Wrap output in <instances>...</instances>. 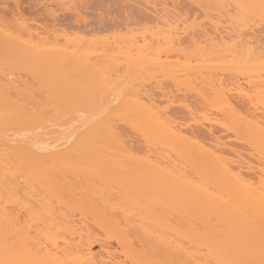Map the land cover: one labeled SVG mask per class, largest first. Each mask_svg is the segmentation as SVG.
Listing matches in <instances>:
<instances>
[{
  "label": "bare ground",
  "instance_id": "6f19581e",
  "mask_svg": "<svg viewBox=\"0 0 264 264\" xmlns=\"http://www.w3.org/2000/svg\"><path fill=\"white\" fill-rule=\"evenodd\" d=\"M254 3L259 2L237 0L231 18L242 21L246 12L262 7ZM20 5L16 0L14 11ZM79 10L78 21L85 22ZM59 19L54 17L55 23ZM24 26L12 31L0 23L1 61L51 76L53 85L61 90L57 101L63 106L38 111L37 99L29 97L35 89L33 84L27 80L19 84L10 77L13 74L0 68V264H109L101 255V251H108L105 240L109 237L128 250L136 264L145 260L205 264L195 261L203 259L195 258L165 233L172 225L171 208H176L172 210L176 213L220 211L221 220L230 217L233 223L224 222V231H218L216 224L203 220V216L198 217L202 220L199 223H188L211 229L199 233L211 234L203 238L222 247L242 248L243 254L238 253L244 256L245 252L251 254L253 245L259 250L255 257L260 256L254 258L264 260V105L259 99V103L252 96L247 101L225 102L236 123H247L249 160L244 171L238 170V166L225 164L204 140H198L199 132L192 130L193 138L187 137L185 131L176 128L174 118L163 117L137 100L133 108L129 106V113L120 114L106 110L109 107L101 102L121 103L120 99L96 97L91 89L85 97L76 88L69 90V85L79 83L75 82L78 68L89 67L90 71L79 72L81 85L87 89L83 85H89L98 70L102 71L100 65H78L69 56L75 52L54 48L45 35ZM192 41L200 45L195 51H207L204 45L201 49L199 38ZM235 41L232 39L230 49L238 46ZM179 46L184 52L189 48L182 42ZM231 52L232 57H238L239 50ZM120 117L164 150L165 154L155 157L164 158L175 151L181 161L170 166V157L169 163H164L168 162L166 157L159 160L135 153L116 125ZM213 134L211 129L206 132L208 138ZM216 180L226 185L211 188L209 181ZM231 226L237 229L231 230ZM96 245H100V252L94 251Z\"/></svg>",
  "mask_w": 264,
  "mask_h": 264
},
{
  "label": "rangeland",
  "instance_id": "374dc122",
  "mask_svg": "<svg viewBox=\"0 0 264 264\" xmlns=\"http://www.w3.org/2000/svg\"><path fill=\"white\" fill-rule=\"evenodd\" d=\"M22 1L28 2L27 5L23 6ZM236 1L19 0L20 9L14 11L16 0H0V23L12 31L20 26L17 28L19 30L25 24L24 27H30L29 30H37L45 35L49 43L45 39L44 41L54 48L67 53L75 52L73 56L71 53L69 56L78 65H100L102 71L98 70V75L94 73L96 77H90L93 79L89 81V85H83L88 86L87 89L81 85L82 75L79 72L86 71L89 67L76 70L75 82L79 83L69 85L68 89L76 88L82 96L85 93L90 94L92 91L88 90L91 89L96 91V97L120 99L121 103L101 101L109 107L106 110L120 114L129 113L133 108L131 105H135L134 101L137 100L163 117L174 118L176 128L185 131L187 137L193 136L192 130L199 132L197 139L204 140L205 144L220 154L225 164H233L238 166V170L244 171L249 160L247 123L246 120L243 124L236 123L227 103L228 100L247 101L252 96L254 102L259 103V99L264 105V5L261 4H264V0H257L260 3L257 5L262 6L255 7L259 10L257 13L253 7L254 10L246 12L243 20L238 22L230 15ZM257 5L254 3L253 6ZM79 9L85 22L81 19L78 21L80 17L76 12L79 13ZM139 12H142L141 16ZM150 12L152 14L149 15H153L151 18L147 15ZM54 17L60 18L58 23H55ZM209 36L214 38H207ZM195 37L199 38L201 49L207 47V51H195L200 48V45L193 44L192 39ZM221 37L225 43L218 41ZM232 39H236L239 46L236 47L239 50V55L235 53L238 55L236 58L231 56L232 50L237 52L236 48L230 49ZM180 42L188 45L189 51H182ZM0 68L5 73L13 74L10 77L19 84L26 80L33 84L35 89L29 97L37 99L38 111H54L53 108L63 106L57 101L61 90L53 85L51 76L47 78L42 73L35 74L20 66H9L1 61V57ZM95 68L98 67H94L93 71L98 73ZM88 73L85 74L89 76ZM125 104L128 105L127 108H131L126 109ZM239 105L241 106V102ZM116 125L127 145L135 153L147 154L155 159H159L155 157L156 154L164 153L161 147L149 142L123 118L116 120ZM209 129L214 131L210 138L206 136ZM233 147L237 150L234 151ZM173 152L166 153L165 159L158 156L168 160H161L164 163H169L171 158L169 165L172 166L173 163L178 164L181 161L180 156L177 158V152ZM187 157L191 160L190 156ZM185 167L193 177L191 167ZM209 183L213 189L226 185L217 180L216 183ZM175 209L171 208L169 212L172 225L166 227L165 233L175 239L181 248L194 254L195 258L203 259L195 261L205 264L259 262L256 259L260 256L255 257L259 253L257 247L254 249L252 245L251 254L247 255L250 252H245L244 256L242 248L229 245L222 247L218 242L211 243L209 239L203 238L211 234L199 233L211 229L200 224L193 227L188 223L192 220L199 223L201 218L198 220V217L203 216V220L215 223L218 231H224L227 229L226 223L233 224L229 216V220L224 221L219 218L220 211L176 213L172 211ZM230 229L237 228L231 226ZM105 246L108 251H101V255L108 259L109 264H136L137 261L128 250L121 247L114 238H107ZM94 251L100 252V245L94 246ZM239 255L244 256L242 258L246 262L239 260ZM261 260L259 263L264 264L263 258ZM142 264L162 263L145 260Z\"/></svg>",
  "mask_w": 264,
  "mask_h": 264
}]
</instances>
